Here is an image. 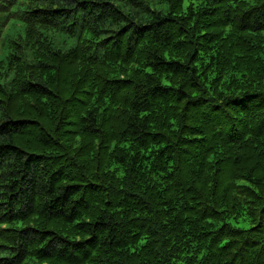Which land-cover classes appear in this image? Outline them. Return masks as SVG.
I'll use <instances>...</instances> for the list:
<instances>
[{
  "label": "trees",
  "instance_id": "trees-1",
  "mask_svg": "<svg viewBox=\"0 0 264 264\" xmlns=\"http://www.w3.org/2000/svg\"><path fill=\"white\" fill-rule=\"evenodd\" d=\"M155 1L0 0V264H264V0Z\"/></svg>",
  "mask_w": 264,
  "mask_h": 264
},
{
  "label": "rangeland",
  "instance_id": "rangeland-1",
  "mask_svg": "<svg viewBox=\"0 0 264 264\" xmlns=\"http://www.w3.org/2000/svg\"><path fill=\"white\" fill-rule=\"evenodd\" d=\"M148 2H149V4L151 5V6H155V7H157V8H160V7H163V6H161L160 4H158L155 0H148ZM190 3V0H186V2H185V6L186 5H188ZM2 51V50H1ZM0 51V52H1ZM2 54H3V52H1V54H0V57H2Z\"/></svg>",
  "mask_w": 264,
  "mask_h": 264
}]
</instances>
